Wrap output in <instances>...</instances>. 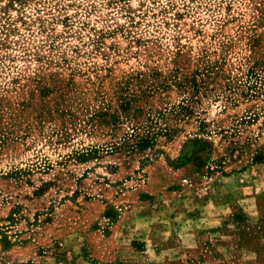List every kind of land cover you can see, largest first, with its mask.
<instances>
[{
  "label": "rangeland",
  "instance_id": "374dc122",
  "mask_svg": "<svg viewBox=\"0 0 264 264\" xmlns=\"http://www.w3.org/2000/svg\"><path fill=\"white\" fill-rule=\"evenodd\" d=\"M0 264H264V0H0Z\"/></svg>",
  "mask_w": 264,
  "mask_h": 264
}]
</instances>
